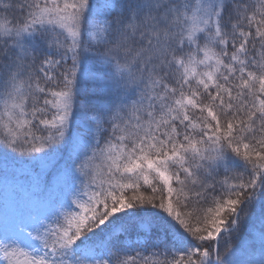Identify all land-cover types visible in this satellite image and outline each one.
I'll use <instances>...</instances> for the list:
<instances>
[{"label":"snow or ice","instance_id":"6c2138e0","mask_svg":"<svg viewBox=\"0 0 264 264\" xmlns=\"http://www.w3.org/2000/svg\"><path fill=\"white\" fill-rule=\"evenodd\" d=\"M2 154L0 264H264V0H0Z\"/></svg>","mask_w":264,"mask_h":264},{"label":"trees","instance_id":"16d2710c","mask_svg":"<svg viewBox=\"0 0 264 264\" xmlns=\"http://www.w3.org/2000/svg\"><path fill=\"white\" fill-rule=\"evenodd\" d=\"M50 168L44 160L25 163L10 154L0 155V229L10 231L21 219L48 215L57 202L65 200L70 187L65 176L54 178L49 186L43 183ZM37 172L40 174L39 186L35 183ZM25 175L33 177L31 184L21 180Z\"/></svg>","mask_w":264,"mask_h":264}]
</instances>
